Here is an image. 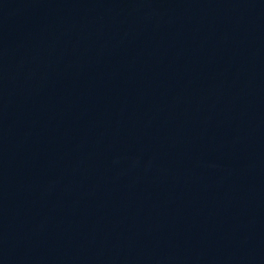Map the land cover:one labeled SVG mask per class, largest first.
I'll use <instances>...</instances> for the list:
<instances>
[{
  "label": "water",
  "instance_id": "95a60500",
  "mask_svg": "<svg viewBox=\"0 0 264 264\" xmlns=\"http://www.w3.org/2000/svg\"><path fill=\"white\" fill-rule=\"evenodd\" d=\"M0 264H264V0H0Z\"/></svg>",
  "mask_w": 264,
  "mask_h": 264
}]
</instances>
